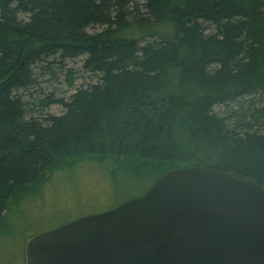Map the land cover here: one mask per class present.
Here are the masks:
<instances>
[{
	"label": "trees",
	"instance_id": "16d2710c",
	"mask_svg": "<svg viewBox=\"0 0 264 264\" xmlns=\"http://www.w3.org/2000/svg\"><path fill=\"white\" fill-rule=\"evenodd\" d=\"M77 59L68 96L23 98L36 70ZM79 160L264 187V0H0V219Z\"/></svg>",
	"mask_w": 264,
	"mask_h": 264
},
{
	"label": "water",
	"instance_id": "95a60500",
	"mask_svg": "<svg viewBox=\"0 0 264 264\" xmlns=\"http://www.w3.org/2000/svg\"><path fill=\"white\" fill-rule=\"evenodd\" d=\"M25 264H264V187L194 166L141 196L31 236Z\"/></svg>",
	"mask_w": 264,
	"mask_h": 264
},
{
	"label": "rangeland",
	"instance_id": "374dc122",
	"mask_svg": "<svg viewBox=\"0 0 264 264\" xmlns=\"http://www.w3.org/2000/svg\"><path fill=\"white\" fill-rule=\"evenodd\" d=\"M81 59L50 63L36 70L35 84L24 91L23 98L36 102L52 93L68 96V67L75 70V87L87 77L80 70ZM60 105H51L46 112L59 114ZM136 164L113 167L106 160L72 161L46 173L43 184H37L17 202H12L0 219V264H25L24 246L36 233L55 228L82 215L111 209L127 199L143 195L152 185L157 171ZM114 169V170H113ZM113 170V172H112Z\"/></svg>",
	"mask_w": 264,
	"mask_h": 264
}]
</instances>
